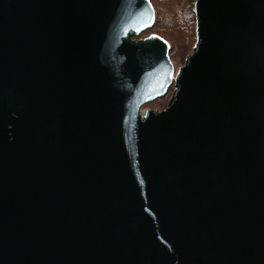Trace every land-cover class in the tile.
<instances>
[{"label":"water","instance_id":"water-1","mask_svg":"<svg viewBox=\"0 0 264 264\" xmlns=\"http://www.w3.org/2000/svg\"><path fill=\"white\" fill-rule=\"evenodd\" d=\"M194 15L0 0V264H264V0Z\"/></svg>","mask_w":264,"mask_h":264},{"label":"rangeland","instance_id":"rangeland-1","mask_svg":"<svg viewBox=\"0 0 264 264\" xmlns=\"http://www.w3.org/2000/svg\"><path fill=\"white\" fill-rule=\"evenodd\" d=\"M151 1V0H150ZM196 0H155L160 14L171 16L168 29L164 30L170 38L161 33L149 30L141 34L137 40L149 37L151 34H157L168 41L171 46L170 59L175 70L183 67L186 59L192 54L196 42V22L194 15V4ZM156 12V11H155ZM156 22V21H155ZM173 87L168 91L166 96L148 103L143 107L154 111H161L168 105ZM144 112V111H143Z\"/></svg>","mask_w":264,"mask_h":264},{"label":"trees","instance_id":"trees-1","mask_svg":"<svg viewBox=\"0 0 264 264\" xmlns=\"http://www.w3.org/2000/svg\"><path fill=\"white\" fill-rule=\"evenodd\" d=\"M151 2H152L153 6L155 8V11H156V22H155L154 27L151 30L155 31L156 33H161L167 37L168 34L164 30L168 29L166 23L167 22L169 23L171 16H169V15L165 16V14H163V15L160 14V11L158 10L157 5L155 4V0H151ZM168 37L170 38V36H168Z\"/></svg>","mask_w":264,"mask_h":264}]
</instances>
